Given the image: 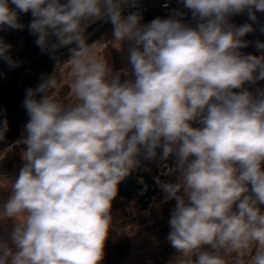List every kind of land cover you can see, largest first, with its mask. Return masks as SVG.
Segmentation results:
<instances>
[{
  "label": "clouds",
  "instance_id": "obj_1",
  "mask_svg": "<svg viewBox=\"0 0 264 264\" xmlns=\"http://www.w3.org/2000/svg\"><path fill=\"white\" fill-rule=\"evenodd\" d=\"M136 3L0 0V29L23 30L20 14L31 12L42 53L56 59L69 48L74 97L52 94L55 71L26 89L24 165L0 205V220L15 222L11 243L0 239V264H100L117 186L158 148L161 160L176 156L175 181H159L175 201L169 264H264V89L244 87L264 80V55L241 53L253 25L229 20L247 11L255 22L264 0H181L194 27L182 11L147 24L139 11L123 15ZM98 21L111 22L118 49L130 42V72H114L88 43ZM11 47L0 39V59L16 67ZM7 130L5 119L0 139Z\"/></svg>",
  "mask_w": 264,
  "mask_h": 264
},
{
  "label": "trees",
  "instance_id": "obj_2",
  "mask_svg": "<svg viewBox=\"0 0 264 264\" xmlns=\"http://www.w3.org/2000/svg\"><path fill=\"white\" fill-rule=\"evenodd\" d=\"M256 17L257 19L255 22L251 21L248 18L247 11H245L231 16L229 20L230 23L236 26L246 23H251L253 25L254 31L243 37V40L251 45L261 56L264 55V50L258 49L256 45L257 42L264 43V35L259 29L260 27L264 30V12L257 11ZM182 20L186 24L196 25L189 20ZM240 50L241 53L245 55H253L245 48ZM111 52L113 71L120 72L122 69L121 62L116 56V52L114 50ZM49 61L50 60L43 61L28 71L19 74L15 79L0 84V123L5 119L9 123V121L19 115L25 108L23 101L25 99L26 89L38 86ZM56 66L57 64L52 72L53 74L55 71V75ZM121 78L123 80L125 77L122 76ZM252 85L259 89H263L264 80H259ZM68 89L67 86L60 87L58 89V94L66 96ZM28 119L29 117L27 116L20 124L26 122ZM192 126L200 127L199 123L195 121L192 122ZM25 148L26 146L23 144H14L12 137L10 138L8 143L0 151V178H6L8 175L20 171L23 167V165L19 166L22 161L20 153ZM175 161L176 160L170 157L167 160H161L159 157L150 161L147 172L149 173L152 165L155 164L157 168L154 169V177H158L159 181H175L176 175L173 172ZM160 168L163 169L162 173L160 172ZM136 169H140V164ZM133 176L135 177L134 173ZM135 182L136 177L134 179V185ZM138 194L140 193L137 188H135L132 199L116 197L113 200L111 211L114 217V228L105 242L104 258L100 264H169L177 255L176 250L167 239L171 231L169 220L171 212L175 207V201H165L164 194L159 186L158 193L154 197L153 203L149 209L141 211L139 199L137 198ZM259 207L264 211V205H259ZM131 226H133L134 230L129 232L128 229Z\"/></svg>",
  "mask_w": 264,
  "mask_h": 264
},
{
  "label": "built area",
  "instance_id": "obj_3",
  "mask_svg": "<svg viewBox=\"0 0 264 264\" xmlns=\"http://www.w3.org/2000/svg\"><path fill=\"white\" fill-rule=\"evenodd\" d=\"M181 6H183L181 0H137L136 7H126L124 13L127 15L135 11H139L141 15L174 13ZM10 7L14 8L15 6L10 4ZM186 14L192 16L191 10H188ZM32 19L31 12L22 13L20 14L19 20L24 25L23 30L11 28L0 29V39L12 45L8 54L17 62L16 67H10L8 63L0 59V84L9 82L19 74L28 71L43 61L51 59H46L50 55L41 52L35 43L36 37L29 31L28 25ZM104 23L105 21H98L90 25L86 31L93 27L97 29ZM68 49L63 48L58 50V52H64Z\"/></svg>",
  "mask_w": 264,
  "mask_h": 264
},
{
  "label": "water",
  "instance_id": "obj_4",
  "mask_svg": "<svg viewBox=\"0 0 264 264\" xmlns=\"http://www.w3.org/2000/svg\"><path fill=\"white\" fill-rule=\"evenodd\" d=\"M175 13V12H174ZM174 13H162V14H156V15H142V19H156V18H169L174 15ZM123 15L127 16L126 13H123ZM184 20H189L195 24H197V20H194L191 15L184 13L183 17H177ZM112 27V24L110 21L105 22L103 25L98 27L97 29L91 28L88 31H86V35L88 37V43L93 44L97 40H99L105 33H107L110 28ZM259 27V26H258ZM260 31L264 35L263 30L259 27ZM74 46V45H73ZM248 52L252 53L253 55L260 56L256 50L249 44H247V47H244ZM70 56L69 49L64 52H58L56 59H53L51 56L46 57V59H50L43 77H47L52 74L53 69L57 62L63 61L68 59ZM42 80V79H41ZM40 80V83H41ZM264 89V87H263ZM43 93H40L37 95V98L42 97ZM27 111L24 108L19 115H17L14 119H12L8 123V130L6 131L4 138L0 139V151L2 148L8 143L10 138L12 137L15 129L19 126V124L27 117ZM161 149H157V156L155 159L159 158L161 155ZM171 159L176 160V156L173 153L170 156ZM152 160H144L143 158H140V169L135 174L136 179H143V184H140L138 189L142 190L144 186H146L145 193L140 196L139 198V204L141 211L148 210L151 204L153 203L154 197L158 193V187H159V180L152 177L150 173H148L146 170L150 164V161ZM133 173L130 172L129 175L124 177L123 180H121L117 186V195L116 197H125L127 199H132L134 196V178Z\"/></svg>",
  "mask_w": 264,
  "mask_h": 264
},
{
  "label": "rangeland",
  "instance_id": "obj_5",
  "mask_svg": "<svg viewBox=\"0 0 264 264\" xmlns=\"http://www.w3.org/2000/svg\"><path fill=\"white\" fill-rule=\"evenodd\" d=\"M178 11H182L183 13H187L188 9L183 8V6H181ZM153 19H142L141 23L147 24L149 22H151ZM186 24V23H185ZM190 25V24H188ZM193 26V25H190ZM194 27V26H193ZM111 39H112V27L110 28V30L103 35L99 40H97L96 42H94L93 44L97 46V50H98V55L107 60L109 63V66H112L113 64V59L111 57V51H115L116 52V56L118 57L119 61L121 62L122 65V69L127 68L129 70V72L131 71V65L128 63V49L131 47L130 42H122L121 47L118 49V46H115L111 43ZM241 52V50H240ZM70 73H71V69L68 66V64L66 62H62L57 68H56V77L57 80H59V85L58 87L53 90V95L60 101L64 102V103H72L74 102V97L72 96V92H71V87L70 84L68 83V79L70 77ZM124 79H134V77H132L131 75L129 76H124ZM61 85V86H60ZM63 86H67L68 92L67 95L65 96H61L58 94V89L60 87ZM245 88H247L250 92H252L253 94H255L257 92V89H259L256 86H253L252 83H246L244 85ZM234 91H240V89H234ZM10 122V121H9ZM28 122V120L26 122H23L22 124H20L14 131L13 136H12V141L14 142L15 140L20 141L23 139V137L26 135V131H25V125ZM20 165H24V161L22 160ZM157 168V165H152L149 173H153L154 169ZM163 169L160 168V172L162 173ZM138 172V170H134L133 173L134 175ZM156 179H158V177H156ZM9 180L11 182H13L11 180V178H9ZM159 180V179H158ZM141 180H137L136 179V183H139ZM9 188V182L8 181H1L0 184V203H4L10 196V189ZM137 198L139 199V194L137 195ZM7 221V219H3L0 221ZM10 220V219H9ZM134 228L133 226H131L128 231L131 232L133 231ZM206 249L208 248V246H205Z\"/></svg>",
  "mask_w": 264,
  "mask_h": 264
},
{
  "label": "crops",
  "instance_id": "obj_6",
  "mask_svg": "<svg viewBox=\"0 0 264 264\" xmlns=\"http://www.w3.org/2000/svg\"><path fill=\"white\" fill-rule=\"evenodd\" d=\"M17 140H15L13 143L17 144ZM19 166H21L19 164ZM20 171L14 172L10 175H8L6 178H0V184L1 181H8L9 178H11V180L14 182L15 179L18 177ZM3 203H0V205H2ZM14 221L12 219H7V221H0V239H3L9 243H11L10 241V233L12 231L13 225H14Z\"/></svg>",
  "mask_w": 264,
  "mask_h": 264
},
{
  "label": "flooded vegetation",
  "instance_id": "obj_7",
  "mask_svg": "<svg viewBox=\"0 0 264 264\" xmlns=\"http://www.w3.org/2000/svg\"><path fill=\"white\" fill-rule=\"evenodd\" d=\"M146 171H147V170H146ZM154 173H155V172H153L152 174L150 173V174L152 175L153 178L156 179V177L153 176ZM134 179H135V178H134ZM137 180H139V179H137ZM140 180H141V181H140L139 183H136V182H135V188H137V190H138L139 193H140V194H139V198H140L141 195H143V194L145 193V190H146V186H144V188H143L142 190H139V189H138L139 185L144 183V182H143V179H140Z\"/></svg>",
  "mask_w": 264,
  "mask_h": 264
}]
</instances>
